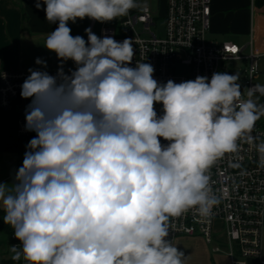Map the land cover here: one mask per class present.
Listing matches in <instances>:
<instances>
[{
    "label": "clouds",
    "instance_id": "1",
    "mask_svg": "<svg viewBox=\"0 0 264 264\" xmlns=\"http://www.w3.org/2000/svg\"><path fill=\"white\" fill-rule=\"evenodd\" d=\"M58 24L44 47L60 61L55 75L29 68L20 95L31 99L25 130L35 132L14 182L0 183L3 221L28 264H185L170 220L195 210L209 218L220 203L209 171L246 139L264 168V142L251 135L264 115L243 99L239 75L215 72L159 83L149 63L133 61V42L71 35L68 23L127 16L136 0H36ZM72 61L75 69L64 71ZM6 78V73L0 75ZM162 104L158 115L155 104ZM168 141L162 144L161 139Z\"/></svg>",
    "mask_w": 264,
    "mask_h": 264
},
{
    "label": "built area",
    "instance_id": "2",
    "mask_svg": "<svg viewBox=\"0 0 264 264\" xmlns=\"http://www.w3.org/2000/svg\"><path fill=\"white\" fill-rule=\"evenodd\" d=\"M257 1L250 0L252 10ZM213 3L214 0H167L163 36L152 32L157 21L150 6L126 18L123 27L130 31L126 36L118 37L116 31L106 25L107 22L102 24L98 36L108 35L118 42L126 38L132 40L134 57L129 66L135 67L136 61L151 64L153 78L159 83L168 80L180 83L194 80L197 76H206L210 81L213 73L228 72V65L244 63L238 72L244 73L245 81L238 80V83L242 98L248 99L250 88L264 86V54L253 50L245 54L246 48L212 40L209 35L213 24ZM96 22L94 20L91 27L93 33ZM139 25L142 26L141 32L136 29ZM177 66L187 67L188 75H178ZM3 73H6V78L0 77V111L12 113L21 109L17 138H33L36 133L25 130L27 99L20 95L21 85L30 73L2 71L0 75ZM255 96L264 100V95L259 92L254 94L253 100ZM154 107L158 115L163 114L162 104L157 103ZM251 135L255 138V145L264 142V123L255 122ZM160 139L162 144L168 143ZM238 145L236 153L225 154L209 171L210 185L220 199L212 215L201 218L195 210H189L180 217L172 218L169 238L174 243L180 237L200 236L208 245H213L215 222L221 220L228 238L227 256L232 264H248L249 259H258L264 264V168L259 166V154L253 145L246 139L238 141ZM3 216V210H0V226L11 231L8 236L10 247L17 245L19 248L20 241L15 238L13 228L4 223ZM220 251L219 246L213 247V252ZM19 261L20 264H28L22 255Z\"/></svg>",
    "mask_w": 264,
    "mask_h": 264
},
{
    "label": "crops",
    "instance_id": "3",
    "mask_svg": "<svg viewBox=\"0 0 264 264\" xmlns=\"http://www.w3.org/2000/svg\"><path fill=\"white\" fill-rule=\"evenodd\" d=\"M35 3L36 0H0V73L2 71L29 72V68L41 69V66L35 63L38 57L47 62V68L41 70L49 73L57 72L60 61L56 54L47 50L44 45L48 34L54 31L58 24H50L43 10L46 6L42 4V7L37 9ZM136 3L138 7L131 9L129 14L123 16L122 19L143 9L139 2ZM165 6L162 11L160 10L163 17L168 7L167 0ZM263 6L264 0H258L253 10L250 0H214L213 24L209 37L219 43H233L246 48L245 54L251 50L257 54H264V9L261 8ZM93 22L94 20L87 17L83 20L78 19L76 23L69 22L71 35H80L87 41L85 29L91 28ZM228 34H231L233 39L240 38L242 44L231 41L221 42L215 38ZM123 36L125 35L118 37ZM245 37L247 40L244 42L242 39ZM69 69H75V65L70 60L64 64L66 73ZM1 112L0 182L11 186L14 182L12 176L22 166L19 160L24 156L25 150L22 151L15 141L19 116L15 117ZM214 230L213 245H208L200 236L180 237L174 242L178 249L184 252L185 264H232L227 256L228 238L223 221L217 220ZM215 246H219L221 251L213 252ZM262 251L264 260V234ZM14 255L7 236L0 232V264H20L19 260L16 263L10 262ZM248 264H261V262L258 259H249Z\"/></svg>",
    "mask_w": 264,
    "mask_h": 264
},
{
    "label": "rangeland",
    "instance_id": "4",
    "mask_svg": "<svg viewBox=\"0 0 264 264\" xmlns=\"http://www.w3.org/2000/svg\"><path fill=\"white\" fill-rule=\"evenodd\" d=\"M136 2H139L142 5L143 8L146 7V6L152 7V9L154 10V13H155V16H154L155 21H157L156 22V26H154L152 28V32L156 33V35L163 36V34L165 32V20H164L163 15L161 14L160 10L162 11L164 9V7H166L165 6L166 5V0H139V1L136 0ZM261 8L264 9V6L261 7ZM124 21H126V19H122V17H119V18L114 19V20H112L110 22H107L106 25L108 27L113 28L116 31V35L117 36H121L122 34L126 36V34L127 33L129 34L130 31L128 30V32H127V30L123 27V22ZM102 24L103 23H100L98 21L96 22L94 33L97 36L99 35L100 28H101ZM136 29H137L138 32H141L142 31V26L139 25V26H137ZM259 35L262 36V34H260V33H259ZM144 36L147 37V35H144ZM215 38L218 39L221 42L231 41V42L237 43L239 45L242 44V41H241L240 38L239 39H237V38L233 39L231 34L220 35V36H217ZM242 40L245 42V40H247V39L245 37ZM240 66L244 67V63L228 65V72H226V73H228L230 75L238 74L239 77H240L239 80H242L244 82L245 81L244 80L245 79L244 73L238 72ZM176 71H177L178 75H182V76H186L189 73V69L187 67H183V66H177ZM254 101H256V103L259 104V105H264V100L261 99V97H259V96H255L254 97ZM1 113L10 114V115L16 117V116H20L21 115V109H16L12 113H5V112H1ZM256 122L259 123V124H263L264 123V115H261L260 118ZM23 158H24V156L19 160V163H23Z\"/></svg>",
    "mask_w": 264,
    "mask_h": 264
},
{
    "label": "trees",
    "instance_id": "5",
    "mask_svg": "<svg viewBox=\"0 0 264 264\" xmlns=\"http://www.w3.org/2000/svg\"><path fill=\"white\" fill-rule=\"evenodd\" d=\"M0 138H1V136H0ZM32 138H28V139H24V138H15V141L19 144V147H20V149L21 150H25L26 151V146H27V144H28V142L31 140ZM0 232H2L5 236H7V238H8V236H9V234H10V232L11 231H9V229L8 228H5V227H1L0 226ZM11 263H16V262H18V260H11L10 261Z\"/></svg>",
    "mask_w": 264,
    "mask_h": 264
},
{
    "label": "water",
    "instance_id": "6",
    "mask_svg": "<svg viewBox=\"0 0 264 264\" xmlns=\"http://www.w3.org/2000/svg\"><path fill=\"white\" fill-rule=\"evenodd\" d=\"M31 102V99L29 98V99H27V103L29 104Z\"/></svg>",
    "mask_w": 264,
    "mask_h": 264
},
{
    "label": "snow or ice",
    "instance_id": "7",
    "mask_svg": "<svg viewBox=\"0 0 264 264\" xmlns=\"http://www.w3.org/2000/svg\"><path fill=\"white\" fill-rule=\"evenodd\" d=\"M233 51H235V49H233Z\"/></svg>",
    "mask_w": 264,
    "mask_h": 264
}]
</instances>
